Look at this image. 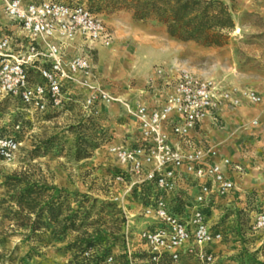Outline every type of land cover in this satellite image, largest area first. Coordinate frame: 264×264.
Wrapping results in <instances>:
<instances>
[{
    "label": "rangeland",
    "instance_id": "obj_1",
    "mask_svg": "<svg viewBox=\"0 0 264 264\" xmlns=\"http://www.w3.org/2000/svg\"><path fill=\"white\" fill-rule=\"evenodd\" d=\"M62 1L101 7L95 12L113 41L91 52L94 82L122 98L131 101L151 86L158 66L264 94V0H222L231 8L235 27L219 47L175 39L158 20L135 19L131 11L111 10L101 0ZM70 90L67 106L44 113L27 112L10 97L0 102V136L14 134L21 140L16 157L0 161V264H127L128 220L135 264H151L137 237L146 225L141 214L145 194L116 180L120 166L109 151L111 144L121 143L130 119L121 103L100 98L88 107L90 89ZM256 105L264 108V103ZM253 110L250 119L217 123V136L232 132L224 148L214 146L217 160L228 157L233 163L229 175L236 188L204 209L213 230L222 233L210 246L216 256L211 264H264L262 236L252 228L256 215L264 212V141L254 134L261 123ZM186 179L181 189L165 195L175 212L195 205L197 185ZM171 264L207 263L183 253Z\"/></svg>",
    "mask_w": 264,
    "mask_h": 264
},
{
    "label": "built area",
    "instance_id": "obj_2",
    "mask_svg": "<svg viewBox=\"0 0 264 264\" xmlns=\"http://www.w3.org/2000/svg\"><path fill=\"white\" fill-rule=\"evenodd\" d=\"M5 10L20 33L0 32V102L10 97L27 112L44 113L67 106L70 87L81 86L91 91L85 99L88 107L100 98L121 103L136 121L138 136L133 144H111L109 151L120 166L116 180L128 190L146 184L153 191L142 207L146 225L137 233L146 246L147 261L171 264L188 253L204 263H214L216 256L210 246L222 239V233L213 230L204 209L217 196L235 190L229 175L234 165L228 157L217 160L219 150L197 144L194 135L205 120L217 119L225 107L264 103V94L190 70L158 66L149 81L163 82L168 88L164 102L156 107L134 104L94 82L91 52L97 45L109 47L113 34L86 4L5 0ZM257 123L255 119L253 124ZM21 124L18 121L16 127ZM20 146L16 135L0 136V161L14 159ZM187 177L197 185L195 205L187 206L183 213L175 212L165 195L181 189ZM130 224L128 220L127 264H135L137 249ZM252 228L264 244V212L256 215Z\"/></svg>",
    "mask_w": 264,
    "mask_h": 264
},
{
    "label": "trees",
    "instance_id": "obj_3",
    "mask_svg": "<svg viewBox=\"0 0 264 264\" xmlns=\"http://www.w3.org/2000/svg\"><path fill=\"white\" fill-rule=\"evenodd\" d=\"M111 10L126 9L135 19H156L169 35L182 41H196L207 47H219L229 40L235 27L231 8L222 0H101ZM95 10L101 7H90ZM147 202L149 185H140Z\"/></svg>",
    "mask_w": 264,
    "mask_h": 264
},
{
    "label": "crops",
    "instance_id": "obj_4",
    "mask_svg": "<svg viewBox=\"0 0 264 264\" xmlns=\"http://www.w3.org/2000/svg\"><path fill=\"white\" fill-rule=\"evenodd\" d=\"M0 32L7 33L13 36L19 35L20 31L18 27L15 25V23L10 19V17L7 15L5 10V2L3 0H0ZM100 48H104V46L97 45L93 51L100 50ZM168 88H165L163 82H155L152 83L150 86L149 84L146 85L143 89H141L139 92L140 95L136 98V96H131V102L132 103H138V102H144L148 104L150 107H156L162 104L165 99V95ZM264 91V88H263ZM116 104V103H114ZM250 104L247 102H244L242 105L232 108V107H225L221 112L220 116L217 119L209 118L203 122L201 127L198 128L196 131L194 137L199 145H208V146H214L215 144H221L223 148L225 145H227L232 138V132L225 135L224 137L217 136L216 133H221L217 129V123L222 122V120L227 119L228 120H237L239 119H250V115L252 114V109L254 112L253 118H257L260 120V126L256 127L254 130V134L256 137L262 138V142L264 141V108L261 105H254L253 108H250ZM127 113V112H126ZM231 116H234L231 117ZM127 118L130 119V122L128 124L123 125L122 129V139L120 138L119 142L125 141L126 144H133L138 136V128L137 123L134 120L133 117L129 116L127 114Z\"/></svg>",
    "mask_w": 264,
    "mask_h": 264
}]
</instances>
